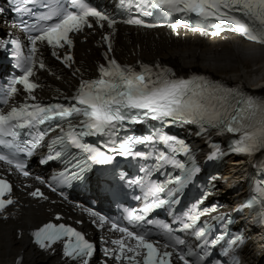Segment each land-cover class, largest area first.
<instances>
[{
  "label": "snow or ice",
  "instance_id": "6c2138e0",
  "mask_svg": "<svg viewBox=\"0 0 264 264\" xmlns=\"http://www.w3.org/2000/svg\"><path fill=\"white\" fill-rule=\"evenodd\" d=\"M22 2L25 7H18L17 11L31 12L27 5L34 4L35 0ZM43 7L45 10L36 18V23L25 26V31L36 33L31 36L32 52L18 62L22 75L13 81L0 106V162L7 166L6 171L9 173L32 176L27 158L36 152L45 137L59 129V135L47 145V157L40 162L46 164L52 160H65L74 170L66 169L53 176L51 181L41 176H35L34 179L67 200V195L59 189L70 186L74 180H83L84 173L91 165L112 164L117 156L151 159L153 164L142 165L139 169L143 176L127 180L130 186H139L142 196L135 199L142 200L143 207L128 211L126 223H117L86 209L90 216L98 219L101 228L104 224H110L109 231L121 234L120 238L105 241L115 247H105L104 255L121 264L124 261L127 264H174V257L175 261L182 264H206L208 246H215L223 239L219 237L209 241L206 229L198 223L201 216L216 211L215 208H200L210 192L180 216H173L176 227L147 219L157 209L167 207L171 210L179 202L178 194L194 183L197 173L201 171L190 147L163 129L172 125L194 124L205 133L212 129L219 135L232 133L235 138L230 150L253 156L264 152V98L249 95L240 88H230L204 76L193 75L187 79L177 77L171 69L158 64L154 67L141 64L137 70L109 59L107 65L99 66L96 79L81 80L69 103L44 105L36 102L33 93L39 85L30 78L35 75L37 64L39 68H45L44 62L36 56L37 42H46L53 48L52 55L61 59L55 49L66 45L71 47L74 43L72 34L81 32L84 27L92 28L94 22L106 21L108 27L117 23L116 19L91 6L88 0H44ZM136 7L139 15L129 16L123 23L143 28L161 26L155 20L144 19L154 17L168 21L167 26L173 30L183 25L194 32L212 36L233 31L239 32L249 41L264 45V0H138ZM89 18L94 20L90 21ZM100 26L104 25L101 23ZM104 39L107 41L109 37L105 36ZM16 46L19 49V44ZM62 62L71 67L74 60L70 54H66ZM17 85L23 86L30 102H11L19 90ZM149 121L157 123L150 125L151 132L148 135L132 132L131 125L147 124ZM88 137L103 138L106 151L89 143ZM140 144L149 151H137L136 145ZM159 145H163L166 151L159 150ZM73 149L78 151L73 152ZM181 153L188 158L187 163L177 159ZM221 155L223 153L215 146V151L208 159L215 160ZM169 166L179 170V174L166 175L163 181L151 179L153 171ZM120 178L125 179L123 173ZM12 187L10 182L0 178V215H4L5 219L6 209L15 203L11 195ZM29 195L49 200V196L39 187ZM256 204L264 209V188L259 199L253 197V205ZM149 224L159 231L153 233L147 227ZM177 232L190 233L202 239L200 251L189 247ZM154 234L162 236L163 243L151 239ZM33 236L35 242L45 250L66 237L64 256L77 261V264H89L95 251L94 244L81 232L62 223L45 224ZM241 240L242 237L237 236L230 243L236 245Z\"/></svg>",
  "mask_w": 264,
  "mask_h": 264
},
{
  "label": "bare ground",
  "instance_id": "6f19581e",
  "mask_svg": "<svg viewBox=\"0 0 264 264\" xmlns=\"http://www.w3.org/2000/svg\"><path fill=\"white\" fill-rule=\"evenodd\" d=\"M230 40L204 41L198 38L186 37L185 40L169 39L164 33L158 38L151 35L141 36L131 34L128 40L123 43L126 55L137 52L139 44L141 53L148 59L160 56L164 59L174 60L185 69L207 70L218 77L227 79L250 78L254 86H264V48L235 39ZM92 56L87 53L82 61L89 63L98 51L90 44ZM244 166L243 161L234 162L225 168L227 176H236L241 179ZM35 209L24 210L23 217L17 222L7 224L0 223V264H13L17 255L24 253L26 258L24 264H56L53 259H46L43 256L34 254L33 249L28 245L25 236L17 238L18 228H29L40 223L45 216L41 212L36 217ZM263 255L255 244H251L247 250V258L254 263H259Z\"/></svg>",
  "mask_w": 264,
  "mask_h": 264
}]
</instances>
